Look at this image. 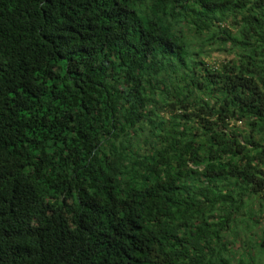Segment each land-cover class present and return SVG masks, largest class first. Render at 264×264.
<instances>
[{"label":"trees","instance_id":"1","mask_svg":"<svg viewBox=\"0 0 264 264\" xmlns=\"http://www.w3.org/2000/svg\"><path fill=\"white\" fill-rule=\"evenodd\" d=\"M0 264H264V0H0Z\"/></svg>","mask_w":264,"mask_h":264},{"label":"rangeland","instance_id":"2","mask_svg":"<svg viewBox=\"0 0 264 264\" xmlns=\"http://www.w3.org/2000/svg\"><path fill=\"white\" fill-rule=\"evenodd\" d=\"M231 57H232L231 54H226L225 52H215V51H213V52L210 53V57H208L206 60H207V62L209 61L211 63H216L217 64L218 62H221V61H223L224 59H227V58L229 59ZM235 125H236V127H238V129L242 128V125L239 122L235 123Z\"/></svg>","mask_w":264,"mask_h":264}]
</instances>
